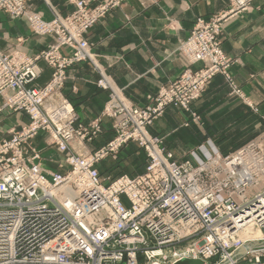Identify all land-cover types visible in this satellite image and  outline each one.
Instances as JSON below:
<instances>
[{
    "label": "built area",
    "instance_id": "obj_1",
    "mask_svg": "<svg viewBox=\"0 0 264 264\" xmlns=\"http://www.w3.org/2000/svg\"><path fill=\"white\" fill-rule=\"evenodd\" d=\"M67 1L72 12L53 9L47 21L30 0H0V11L25 17L37 34L55 36L35 57L17 47L0 48L3 105L29 116L12 137L0 140V264H175L185 258L217 264L241 246L246 255L231 264H264L263 144L251 141L228 155L209 152L204 158L192 151L179 163L148 130L168 105L198 119L192 103L217 74L233 85L232 58L221 46L223 27L252 0H229L225 12L199 17L179 48L186 69L145 107L130 101L106 74L87 39L90 28L124 0L94 6L91 0ZM64 47L71 52L63 54ZM40 60L53 73L45 85L35 86ZM83 61L95 66L97 84L110 91L103 114L113 119L114 130L106 146L90 154L79 153L73 142L95 140L102 119L79 121L62 95L67 68ZM40 132L64 155V171L47 170L31 146ZM129 142L145 150L144 172L104 184L97 165Z\"/></svg>",
    "mask_w": 264,
    "mask_h": 264
},
{
    "label": "crops",
    "instance_id": "obj_2",
    "mask_svg": "<svg viewBox=\"0 0 264 264\" xmlns=\"http://www.w3.org/2000/svg\"><path fill=\"white\" fill-rule=\"evenodd\" d=\"M101 1L91 0V5ZM30 4L47 21L54 18L53 9L61 15L73 10L67 0H30ZM229 7V0H124L90 28L87 39L106 74L130 101L145 107L153 103L162 86L186 69L187 63L179 48L196 20L223 13ZM221 38L223 51L232 58L229 73L233 85L224 74H217L202 96L192 103V112L198 119L181 107L168 105L148 126L149 133L161 138L163 146L179 163L189 159L194 149L202 150H196L200 157L209 152L228 155L253 140L264 139V0H252L248 10L228 18ZM53 42L55 36L35 33L25 17L0 11L3 51L17 47L25 55L35 57ZM61 52L69 54L71 49L64 47ZM39 65L43 71L35 86L45 85L53 73V68L44 60ZM99 78L91 62L75 63L67 68L62 88V95L73 105L79 121L89 123L102 119V133L80 151L85 154L114 137L113 119L103 114L110 91L97 84ZM28 121L29 116L24 112L3 111L0 139L8 138L13 129ZM47 139V134L40 132L34 142L45 151L43 165L49 170L53 164L49 161L51 155L58 153L53 151L55 147L44 146ZM134 148L144 153V172L147 154L138 143H127L120 154L128 159ZM56 162L55 171H61ZM102 165V162L98 164Z\"/></svg>",
    "mask_w": 264,
    "mask_h": 264
},
{
    "label": "rangeland",
    "instance_id": "obj_3",
    "mask_svg": "<svg viewBox=\"0 0 264 264\" xmlns=\"http://www.w3.org/2000/svg\"><path fill=\"white\" fill-rule=\"evenodd\" d=\"M45 61V60H44ZM46 62V61H45ZM47 63V62H46ZM48 64V63H47ZM49 65V64H48ZM50 66V65H49ZM51 67V66H50ZM42 68V67H41ZM4 100L0 97V114L1 113H3V111H13V110H9L7 107H4ZM14 112H18V111H14ZM25 113V112H24ZM9 116H11V115H9ZM29 122V121H28ZM27 122V123H28ZM26 124V123H25ZM24 124V125H25ZM23 126V125H22ZM22 126L20 127V128H16V129H13V131L11 132V135L8 137V138H10V137H12V135H13V133L15 132V131H17V130H19V129H21L22 128ZM47 134V133H46ZM100 135V134H99ZM38 136V135H37ZM36 136V137H37ZM48 136V135H47ZM35 137V138H36ZM35 138L33 139V141L30 143L31 144V146H35V147H37V145H35ZM3 139H7L6 137H4V138H2V139H0V140H3ZM253 141H260L262 144H263V147H264V139L262 138H260V139H258V140H253ZM92 142V141H91ZM91 142H88V141H85L83 144L82 143H80V142H77L76 141V144L75 145H73V147H75L76 148V150L79 152V153H83V152H80V151H83V149L86 147V145H87V143H91ZM108 143V142H107ZM107 143H105V145H102V146H100L99 148H102V147H104V146H106V144ZM44 146H50V147H54V145H50V144H48V142L46 143V145H44ZM124 147V146H123ZM122 147V148H123ZM99 148H97V149H99ZM121 148V149H122ZM37 149L40 151V153H41V156H42V159H41V161H42V163H44V160H46V158L44 157V156H47V155H45V151L44 150H42V149H40L39 147H37ZM96 149V150H97ZM121 149H120V151H121ZM143 149V148H142ZM239 149V148H238ZM54 150H56V152L58 153V155L57 156H54V155H51V156H49V157H51V159L52 160H49L50 162H52L53 164H54V161L56 162V161H59V163L58 162H56V163H58L59 164V169H61V171H64V167L62 166L63 164H64V155L63 154H60L58 151H57V149H56V147H55V149L53 148V151ZM196 150H200V151H202L201 149H194V150H192V151H196ZM120 151L119 152H117L116 154H111V155H108L105 159H103L102 161H100L99 163H103V165L102 166H98L97 165V168H98V171L100 172V175H101V177H102V179H103V183L104 184H109V183H111L113 180H115L116 178H118V177H120V176H122V175H129V176H136V175H139V174H141L142 172H143V169H144V167H145V156H144V153H143V151H141V149L139 150V149H137V148H134L133 150H132V154L129 156V158L128 159H126L125 157L124 158H122V156H121V154H120ZM191 151V152H192ZM191 152L189 153V155L191 154ZM197 152V151H196ZM91 153V152H90ZM90 153H86V154H90ZM85 154V153H84ZM202 157V156H201ZM202 158H204V157H202ZM53 164H51V167H49L50 169L49 170H51V171H54V170H57L58 169V167L57 168H55L54 169V165ZM46 168V167H45ZM258 189H260V187H258ZM258 189H256L255 190V192L257 193L258 192ZM213 262H215V261H213ZM242 264H245V262H242Z\"/></svg>",
    "mask_w": 264,
    "mask_h": 264
},
{
    "label": "water",
    "instance_id": "obj_4",
    "mask_svg": "<svg viewBox=\"0 0 264 264\" xmlns=\"http://www.w3.org/2000/svg\"><path fill=\"white\" fill-rule=\"evenodd\" d=\"M247 253V247L246 246H241L240 248H238L237 250H235L230 258L224 260L221 263H217V264H231L232 261H237L239 260L241 257H243L244 255H246ZM175 264H204V262L200 259H183Z\"/></svg>",
    "mask_w": 264,
    "mask_h": 264
},
{
    "label": "bare ground",
    "instance_id": "obj_5",
    "mask_svg": "<svg viewBox=\"0 0 264 264\" xmlns=\"http://www.w3.org/2000/svg\"><path fill=\"white\" fill-rule=\"evenodd\" d=\"M255 233H256V235H259V232H258V231H256ZM151 264H167V263L161 262L160 260H155V261H154L153 263H151Z\"/></svg>",
    "mask_w": 264,
    "mask_h": 264
}]
</instances>
